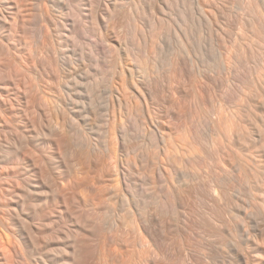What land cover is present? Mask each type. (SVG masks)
I'll return each instance as SVG.
<instances>
[{
    "label": "bare ground",
    "instance_id": "6f19581e",
    "mask_svg": "<svg viewBox=\"0 0 264 264\" xmlns=\"http://www.w3.org/2000/svg\"><path fill=\"white\" fill-rule=\"evenodd\" d=\"M0 264H264V0H0Z\"/></svg>",
    "mask_w": 264,
    "mask_h": 264
}]
</instances>
